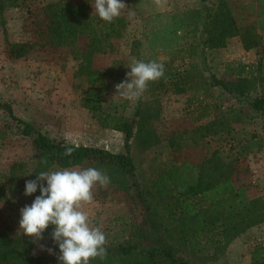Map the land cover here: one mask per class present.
Wrapping results in <instances>:
<instances>
[{
  "label": "rangeland",
  "instance_id": "rangeland-1",
  "mask_svg": "<svg viewBox=\"0 0 264 264\" xmlns=\"http://www.w3.org/2000/svg\"><path fill=\"white\" fill-rule=\"evenodd\" d=\"M19 1L18 6H8V1L3 0L6 6L0 16V101L9 103L16 116L31 122L52 138L119 150L122 133L100 126L81 105L86 83L76 75L81 59L72 54V48L38 45L23 57L10 55L7 41L34 42L40 37L34 24L36 10L56 0ZM89 1L92 6L94 0ZM153 1L150 0L149 12L152 14L147 20L140 19L141 13L132 7L134 0H124L128 6V26L120 38L109 40L107 53L94 57L95 67L102 70L103 110L126 116L132 113L142 97L143 108L157 111L159 117L152 122V128L163 136L171 132H188L210 119L224 117L228 107L233 106L239 120L231 123L225 131L203 137L196 147L186 151L185 157L192 163L210 157L213 152L218 153L222 162L240 158L242 167L247 168L238 175L242 176L246 196L264 200V111L252 110L243 100H227L226 92L212 86L209 77L212 72L224 80L249 81L252 87L250 97L264 93V0H226L237 23L242 27L254 25L262 43L245 50L239 36H234L225 47L205 51L207 70L199 46L203 28L202 7L205 4L214 6L218 0H165L164 10H158ZM171 5L175 8L173 13L181 14L180 23L174 18L171 34H168L171 19L166 13L172 11ZM92 14L97 15L93 6ZM87 42L88 37L80 35L78 50L83 51ZM147 59L172 60L176 69L188 68L190 62H194L198 69L183 92L175 93L169 85L166 89L164 86L158 90L146 89L138 99L125 98L121 95L123 90L115 86L127 79L126 73L130 72L135 61ZM204 111L207 116L199 117ZM165 152V149L133 150L137 179L145 192L149 193L153 177L165 164ZM36 161L37 153L32 148L31 137L21 134L8 113L0 109V174L5 178L13 164L22 163L23 171L18 180L26 178ZM17 181L12 180L6 186L8 202L0 206V227L6 223L15 225L18 232L23 233L19 227L20 209L33 200L21 194ZM83 210L88 213L92 226L106 234V245L126 244L132 225L145 226L142 202L106 186L97 185L93 189V201L83 204ZM53 228L49 225L42 240L23 233L33 242V254L58 258V245L51 238ZM259 244H264V222L250 227L221 250L218 243L208 248L205 257L185 258L190 264H252L250 251Z\"/></svg>",
  "mask_w": 264,
  "mask_h": 264
},
{
  "label": "trees",
  "instance_id": "trees-1",
  "mask_svg": "<svg viewBox=\"0 0 264 264\" xmlns=\"http://www.w3.org/2000/svg\"><path fill=\"white\" fill-rule=\"evenodd\" d=\"M6 1L8 6L20 3L19 0ZM5 6L0 0V16ZM202 8L203 28L199 46L205 70V51L225 47L234 36H239L245 50L261 45V37L254 25L240 26L226 0H218L214 6L205 4ZM126 14L127 9H124L120 16L108 23L92 14L89 0H56L36 10L34 24L40 35L37 40L6 42L8 52L15 58L25 56L38 45L72 48V54L81 59L76 75L86 83L81 105L100 126L121 132L122 146L113 151L52 138L31 122L16 116L9 103L0 101V109L8 113L21 134L31 137L32 148L37 153L36 164L26 178L18 180L23 171L22 163L13 164L5 178L0 174V206L8 202L7 187L12 180H18L20 192L26 196L25 181L35 180L41 171L94 167L110 177L107 188L142 202L145 226L132 225L126 244L106 245V259L96 258L90 264H190L185 257H205L208 248L218 243L221 250L250 227L264 222V200L246 196L242 176L238 175L247 168L242 167L240 158L222 162L218 153L213 152L210 157L192 163L185 157L186 151L196 147L203 137L225 131L231 123L239 120L233 106L228 107L224 117L210 119L188 132H171L163 136L152 128V122L159 117L157 111L143 108L140 103L142 97L129 115L103 110L102 70L95 67L94 57L107 53L109 40L123 35L128 26ZM80 35L88 37L83 51H79L77 45ZM162 63L164 76L150 82L148 90H158L161 86L166 89L171 85L175 93L183 92L198 69L194 62H190L188 68L178 69L172 60ZM209 77L212 86L226 92L227 100H243L252 110L264 111V93L250 97L252 87L249 81L224 80L212 72ZM204 116H207L206 111L199 115ZM66 147H74L71 155H64ZM135 148L142 152L166 150L165 164L153 177L149 193L137 179L133 157ZM42 160L47 163H42ZM40 183L46 185L45 181ZM39 194L37 188L35 193L26 197L34 200ZM16 228L7 223L0 227V264H60L58 258L33 254V242ZM250 259L252 264H264V244L251 249Z\"/></svg>",
  "mask_w": 264,
  "mask_h": 264
},
{
  "label": "clouds",
  "instance_id": "clouds-1",
  "mask_svg": "<svg viewBox=\"0 0 264 264\" xmlns=\"http://www.w3.org/2000/svg\"><path fill=\"white\" fill-rule=\"evenodd\" d=\"M154 3L161 7L165 0H154ZM92 6L99 18L108 23L128 8L124 0H94ZM164 71L162 62L137 60L126 73L127 79L115 87L123 90L121 95L125 98L138 99L150 82L164 76ZM73 151L74 147H66L64 155H71ZM41 181H46V186ZM109 183L110 177L94 167L39 172L35 180L25 181L24 195L35 193L37 188L40 194L20 209V229L25 235L42 240L43 232L49 225L54 226L51 238L58 245L60 264H90L96 258L106 259V234L92 226L83 204L93 201V189L97 185L105 187Z\"/></svg>",
  "mask_w": 264,
  "mask_h": 264
},
{
  "label": "crops",
  "instance_id": "crops-1",
  "mask_svg": "<svg viewBox=\"0 0 264 264\" xmlns=\"http://www.w3.org/2000/svg\"><path fill=\"white\" fill-rule=\"evenodd\" d=\"M139 1L138 0H134V3H132V5H133L132 7L134 9H136V10L138 9V11L141 13L140 19H146L147 18V20H149V16L152 14V13L149 12L150 0H139ZM152 3H153V5H155L154 1ZM165 5L166 4H164L161 7L157 6V9L158 10H164L163 7ZM170 7H171L172 11H168L166 13V14H169L170 17H168V18L171 19L170 20L171 24L168 23L169 25L167 26L168 27L167 28L168 34H171V28L173 27L172 25H173V19L174 18H176V20L180 23V20L178 18L180 17V14H181L179 12L173 13V12H175V8L172 5ZM160 15H162V14H158V16H160ZM155 16L156 15L154 14L153 17H155ZM209 50H213V49H209Z\"/></svg>",
  "mask_w": 264,
  "mask_h": 264
}]
</instances>
